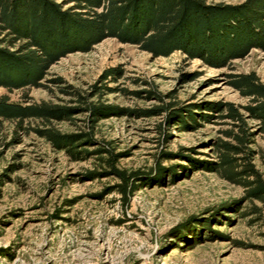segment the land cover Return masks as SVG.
<instances>
[{
    "label": "rangeland",
    "instance_id": "374dc122",
    "mask_svg": "<svg viewBox=\"0 0 264 264\" xmlns=\"http://www.w3.org/2000/svg\"><path fill=\"white\" fill-rule=\"evenodd\" d=\"M243 1L203 0L206 6ZM114 67H120L121 78L104 84L115 90L91 97V87L103 84L101 73ZM249 72L264 82V51L252 48L228 67L214 68L178 51L152 58L135 45L106 38L86 52L61 57L38 87H0V97L13 103L75 107L76 93L89 103L122 110L163 103L197 113L201 106L199 113L212 116L208 122L195 117L194 127L181 129L162 124V115L109 114L95 124L93 143L82 148L91 151L107 143L116 155L115 167L136 174L126 203L114 191L118 179L103 173L96 155L74 161L33 132L14 139L12 124L3 122L0 264H264V210L257 219L248 204L236 213L223 210L221 204L240 198L241 189L191 166L214 160V142L223 139L220 132L227 128L213 117L217 112L202 106L244 105L225 74ZM84 117L76 113L68 121L51 120L49 126L60 133L77 132ZM24 124L41 126L37 120ZM253 142L251 148L264 155V140L256 136ZM255 164L264 179L263 166L258 160Z\"/></svg>",
    "mask_w": 264,
    "mask_h": 264
},
{
    "label": "trees",
    "instance_id": "16d2710c",
    "mask_svg": "<svg viewBox=\"0 0 264 264\" xmlns=\"http://www.w3.org/2000/svg\"><path fill=\"white\" fill-rule=\"evenodd\" d=\"M66 5L70 6L63 8ZM106 38L135 45L152 58L178 51L188 58H199L207 66L228 67L231 60L243 58L252 48L264 51V0L213 6H206L203 0H0V87L7 91L38 87L48 68L61 57L86 52ZM19 42L21 45L14 49ZM121 76L120 67L105 69L99 77L103 84L91 87V97L100 90L102 94L115 90L104 83L115 82ZM225 76L228 85L246 102L241 106L230 102L202 106L217 112L213 117L227 128L220 132L223 139L214 142V160L191 166L214 173L241 189L240 198L221 204L223 210L236 213L241 205L248 204L257 219L264 210V179L255 160L264 168V155L251 147L256 136L264 140V82L253 72ZM73 95L78 105L75 107L13 103L1 96L0 125L12 124L14 139L19 133L33 132L74 161L96 155L106 169L103 173L118 179L114 191L125 203L135 190L136 174L115 167L116 155L107 143L91 151L82 148L93 143L99 120L120 113L139 117L162 115V124L181 129L194 127L195 117L202 122L212 117L199 113L201 106L198 113L163 103L148 109L122 110ZM150 95L159 101V96ZM76 113H85L83 126L77 132L60 133L49 126L51 120L68 121ZM29 120L41 122L40 128L27 127L24 123ZM157 131L164 140L161 124Z\"/></svg>",
    "mask_w": 264,
    "mask_h": 264
}]
</instances>
